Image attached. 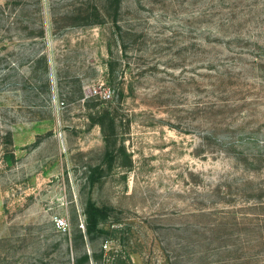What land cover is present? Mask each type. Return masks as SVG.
<instances>
[{
	"label": "rangeland",
	"instance_id": "374dc122",
	"mask_svg": "<svg viewBox=\"0 0 264 264\" xmlns=\"http://www.w3.org/2000/svg\"><path fill=\"white\" fill-rule=\"evenodd\" d=\"M0 264H264V0H0Z\"/></svg>",
	"mask_w": 264,
	"mask_h": 264
},
{
	"label": "trees",
	"instance_id": "16d2710c",
	"mask_svg": "<svg viewBox=\"0 0 264 264\" xmlns=\"http://www.w3.org/2000/svg\"><path fill=\"white\" fill-rule=\"evenodd\" d=\"M107 209L97 206L94 202L89 201L86 207V234L90 238L109 234V231L104 227V221L107 217ZM84 259H87L85 257Z\"/></svg>",
	"mask_w": 264,
	"mask_h": 264
},
{
	"label": "built area",
	"instance_id": "2783aa9c",
	"mask_svg": "<svg viewBox=\"0 0 264 264\" xmlns=\"http://www.w3.org/2000/svg\"><path fill=\"white\" fill-rule=\"evenodd\" d=\"M110 95H107V97H109ZM55 223H56V226L59 228V229H63V230H66L67 229V226H68V223H67V220L65 218H62V217H56L55 219Z\"/></svg>",
	"mask_w": 264,
	"mask_h": 264
}]
</instances>
